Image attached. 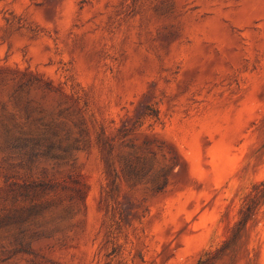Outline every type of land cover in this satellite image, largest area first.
<instances>
[{
	"label": "rangeland",
	"instance_id": "rangeland-1",
	"mask_svg": "<svg viewBox=\"0 0 264 264\" xmlns=\"http://www.w3.org/2000/svg\"><path fill=\"white\" fill-rule=\"evenodd\" d=\"M264 0H0V264H264Z\"/></svg>",
	"mask_w": 264,
	"mask_h": 264
},
{
	"label": "trees",
	"instance_id": "trees-1",
	"mask_svg": "<svg viewBox=\"0 0 264 264\" xmlns=\"http://www.w3.org/2000/svg\"><path fill=\"white\" fill-rule=\"evenodd\" d=\"M252 192L253 194H251L240 210V219L237 222L236 232L256 213L258 204L260 202L264 204V180L255 185Z\"/></svg>",
	"mask_w": 264,
	"mask_h": 264
}]
</instances>
